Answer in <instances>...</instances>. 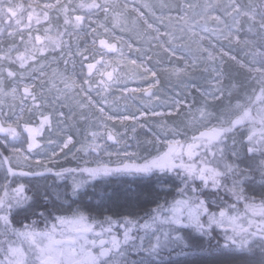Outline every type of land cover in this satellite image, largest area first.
I'll use <instances>...</instances> for the list:
<instances>
[{"label":"snow or ice","instance_id":"1","mask_svg":"<svg viewBox=\"0 0 264 264\" xmlns=\"http://www.w3.org/2000/svg\"><path fill=\"white\" fill-rule=\"evenodd\" d=\"M36 7L27 5L29 28L34 19L37 24L50 21L49 13L37 12ZM77 7L89 17L95 12L107 17L112 10L107 0H81L71 9L61 0L42 6L57 8L63 13V24L73 29L81 28L87 19L76 13ZM24 11L23 4L0 0V14L6 13V19H14L17 25ZM225 14L233 17V25L222 33L223 38L252 45L248 48L251 62L205 47L206 37L195 31L186 16L180 19L191 36L198 37L193 42L203 63L190 61L176 47L159 45L178 62L159 70L170 80L185 84L194 72L211 69L205 80L208 87L190 84L199 103L187 84L183 98L180 92L162 98L154 91L161 84L159 72L126 56L124 48L131 51L134 45L110 35L108 26L98 21H90V26L96 24L91 27L92 49L77 48L79 78L74 59L63 61L72 64L71 74L67 67L63 72L53 69L47 82L48 94L55 91L52 100L43 91L47 86L43 80L38 91V85L25 82V76L35 71L38 57L48 51L63 52L67 28L53 34L49 26L44 35L37 29L35 36L28 37L31 47L17 50L14 59L11 50L0 54V61L18 65L14 70L0 64V97L20 101V112L14 117L0 111V264H264V16L257 20L254 9L242 8L234 0ZM243 17L251 22L250 33H256L258 24L257 40L241 39ZM207 19L223 23L218 15ZM118 23L114 16L112 28ZM144 23L159 33L152 23ZM225 57L239 69L237 76L247 74L244 79L217 66V60L223 64ZM127 65L142 70L140 78L147 86H128L122 75V66ZM45 75L41 70L40 76ZM116 90L124 99L128 93H142L164 110L145 106L135 113L116 111ZM70 93L75 108L68 103ZM65 107L67 113L60 110ZM77 110L83 119H88L86 111L94 110L97 120L79 142L65 131ZM128 121L133 122L134 151L128 150L129 137L117 128ZM137 128L143 141L136 135ZM109 142L118 147L111 149ZM45 143L52 147L46 149ZM41 153L45 155L37 158ZM69 153L76 166H50L67 159ZM76 153L84 156L78 158ZM20 159L26 167L20 166ZM128 177L146 182L147 190L134 193L124 188ZM26 181L35 183L29 187ZM117 205L124 210L115 211Z\"/></svg>","mask_w":264,"mask_h":264},{"label":"rangeland","instance_id":"2","mask_svg":"<svg viewBox=\"0 0 264 264\" xmlns=\"http://www.w3.org/2000/svg\"><path fill=\"white\" fill-rule=\"evenodd\" d=\"M8 2H11L13 5H25V11L22 18L24 23L26 22L27 18L28 4H32L34 7L40 6L36 7L37 12H49L50 21L45 22L41 20L39 24L31 23V26H38L37 29H39L40 35H44L45 28L49 26L52 27L53 34H55L57 29L61 32H64L67 28V34H65L63 37L64 41L66 42L63 47V52H61L59 49L55 52L48 51L49 53H47L49 55L45 53L47 56L44 55L38 57V63L35 65V71L29 72L25 76V82L36 83L38 85V91L41 80L45 82L47 86L43 89V91L45 92L48 100H52V97L55 95V91H53L51 94H48L47 92V87H50L47 82L49 77L52 75L53 69H58L59 71L63 72L67 67V72L69 74H71L73 71L72 64L69 63L66 66L63 62L64 59H74L76 61L75 71L77 78H79L80 57L76 55V51L77 48L83 49L84 47H88L90 50L92 49V40L95 34L91 33V27H96V24H91L90 26V21H98L106 24L110 29V35L114 34L117 37L122 38L123 41L131 42L134 45V49L135 47H139L141 49L140 52H137L134 49L130 51L127 47H125L124 52L126 56L137 59L138 63L146 62L149 67L159 72L161 84L159 89H154V91H158L162 98H167L170 95L174 96L176 92H180L181 98H183V94L185 93V85L187 84L189 85L188 90L193 91V96L197 97L196 102L199 103V96L194 92V90L190 88V84L200 83L204 84L205 87H208V85L205 84V80L212 75L211 69H209L208 72L198 70L193 73L192 77L185 78V84H181L174 78L170 80L167 73L159 71L161 68L169 66L170 62L178 63L174 60V58L168 57L167 54L164 53L159 47L162 42L166 47H176L178 51L182 52L184 56L190 61L195 59L197 64L203 63L198 59L201 54L196 51V44L193 42L194 40H197L198 37L191 36L185 21L180 19L181 16H186L190 22L195 24V31L199 33V35H204L206 37V39L202 42L205 47H209L211 49L214 46V49L217 51H227L231 55H236L241 61L251 62L253 60V57L248 51V48L252 47V45L245 47L243 44L238 45L235 42H229V40L223 38L222 33H227L228 28L233 25V17L225 14L227 6L229 3L233 2V0H109L112 10L107 14V17H105L103 12H95L89 17L87 11H79L76 8L77 14H85L87 17L85 24H83L79 29H73L70 26H64L62 21L59 22L58 20L60 17L57 16L56 19V16L52 13L53 8H42L44 4H55L56 0H5V3ZM80 2L81 0H61V4L68 5L70 9L76 7V5H78ZM88 2H90V0H88ZM234 2L240 5L242 8H247L249 10L254 9V0H234ZM144 5H149V7L145 8ZM54 13L57 14L58 10ZM59 13L61 18H63V13L61 11H59ZM141 13H143V16H141ZM208 15L220 16L223 23L217 24L216 21L207 19ZM6 16V13L0 14V21L5 20ZM114 16L118 19L119 23L117 27L113 29L112 25ZM145 20H147L149 23H152L154 28L159 29V33L148 29L144 23ZM249 23L251 22L247 21L246 17L241 18L239 35L242 40H257L259 31L256 28V33H250L248 31ZM11 28H13V25H9L4 29H0L1 37H4L6 34H8V29ZM27 28H29V26ZM205 28L208 29L207 32L204 31ZM164 33H167V35H164ZM144 53L152 56V60L148 61L147 56L144 55ZM224 60L225 62L221 64L218 59L216 62L217 66L230 71V67L225 66L226 60H228V58L225 57ZM41 70L47 73V75L40 76ZM122 75L127 77L125 82L129 87H136L140 85L147 86V81L140 78L143 76L142 70L136 68L135 66H122ZM246 75V73H243L239 79H244ZM6 83H8V81H6ZM59 86L63 88L62 84ZM73 95L74 94L71 93L69 94L68 103L72 104L73 108H75V104L72 100ZM123 95L124 94L118 90L114 91V96L116 97L114 110L135 113L138 108H143L145 106H158V110H164V106L155 100L149 103V98L144 96L142 93H128L127 99H124ZM96 98L99 99V97ZM189 102H192V97H189ZM228 102V100H225L226 105ZM231 102L233 104L236 102L235 95L231 98ZM26 103L30 105L31 101H26ZM60 110L64 111L65 113L68 112L67 107ZM0 111H2L6 116L14 117V114H19L20 112V101L18 99L13 101L10 96L0 97ZM93 112L86 111L85 115L88 117V119H83L79 115V110H77V115L74 122H67L65 131H70L71 134L76 138L77 142L82 141L87 135L89 129L96 125L97 120L93 115ZM25 118H28L27 112H25ZM151 119L159 118L153 117ZM132 124V121H128L126 122V125H117L119 133L129 137L128 142L131 145V147L128 148L129 151L136 150V142L131 139L133 135L131 132ZM61 127H63V125H61ZM136 135L139 137L140 141H143L144 137L142 135L141 129L137 128ZM45 137H47V133L45 134ZM59 138L60 137L53 135V139L58 140ZM109 146L111 149L118 147L111 145V142H109ZM44 147L47 149L52 146H49L45 143ZM77 147H79V143H77ZM44 155V153H41L39 156H37V158H42ZM62 155L63 154H61V156ZM82 156H84L83 153H76V157L79 158ZM68 159L77 163V160L73 158L72 153H69L67 159H58L57 163H62ZM105 159H107V157H105ZM80 162L83 163V160ZM16 163V161L13 162L14 167L16 166ZM19 164L21 167H26L23 159L19 160ZM54 165L50 166L52 167ZM2 176L3 171L0 170V178H2ZM26 182L29 183V187H32V185L35 183V181ZM48 183H52L51 179L48 180Z\"/></svg>","mask_w":264,"mask_h":264},{"label":"flooded vegetation","instance_id":"3","mask_svg":"<svg viewBox=\"0 0 264 264\" xmlns=\"http://www.w3.org/2000/svg\"><path fill=\"white\" fill-rule=\"evenodd\" d=\"M28 23L29 22L27 18H26V22L24 23L22 20V23L20 25H17L14 19L13 20L5 19L0 21V29H4L9 25H13V28L8 29V34H6L4 37H1L0 34V54L8 53L11 50V55L14 59L17 54V50L23 52L26 46L29 48L31 47V45L28 44V37L30 34L32 36H35L37 34L36 30L38 26L33 25L30 28H27ZM32 23H36L35 20L32 21ZM9 33H11V35H9ZM21 37H23V42L21 40ZM48 53L47 55H49ZM0 63H3L6 66H10L15 70H18L17 64H11L8 61H0Z\"/></svg>","mask_w":264,"mask_h":264},{"label":"trees","instance_id":"4","mask_svg":"<svg viewBox=\"0 0 264 264\" xmlns=\"http://www.w3.org/2000/svg\"><path fill=\"white\" fill-rule=\"evenodd\" d=\"M84 2H88V0H84ZM101 2H103V0H101ZM107 3H109V0H107ZM110 4V3H109ZM77 6V5H76ZM58 9L57 8H53V11L52 13L56 16V19H57V16L60 17V19L58 20L59 22L62 21L63 22V18H61V15L58 11V13H54L56 12ZM77 10L79 11H86V10H81L77 7ZM254 10L258 16V20L260 19V17L264 16V0H254ZM49 13V12H48ZM55 19V18H54ZM56 22V21H55ZM65 26V25H64ZM68 27V26H67ZM70 28V27H69ZM256 28L257 30L259 31V27H258V24L256 25ZM226 67H230V71L231 74L233 76H236L237 78L241 77L243 74H240L239 76H237V73L239 72V69L229 60H226ZM60 166H66V167H74L76 166V162H72L71 160H66L62 163H57L55 164L54 166L52 167H60ZM115 186V185H113ZM124 188H127L129 189L130 191L134 192V193H142L144 191L147 190L148 188V185L146 182L144 181H140V180H134L130 177L128 178H125V183L123 185ZM122 203V202H121ZM115 211H123L124 208L122 206H119L117 205L115 208H114ZM40 227H43V223H41L39 225Z\"/></svg>","mask_w":264,"mask_h":264}]
</instances>
